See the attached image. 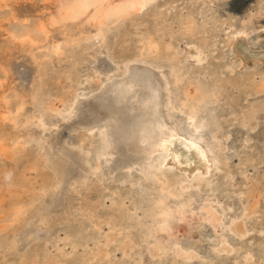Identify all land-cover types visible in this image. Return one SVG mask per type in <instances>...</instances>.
I'll list each match as a JSON object with an SVG mask.
<instances>
[{"label":"rangeland","instance_id":"rangeland-1","mask_svg":"<svg viewBox=\"0 0 264 264\" xmlns=\"http://www.w3.org/2000/svg\"><path fill=\"white\" fill-rule=\"evenodd\" d=\"M55 3L56 0H8V7H0V80L5 79L0 84V97L7 95L9 107L18 101L17 94L25 95L28 101L15 127L0 121V136L8 147L13 138L37 137L40 130L25 124L27 116L39 114L40 106L46 110V103L61 108L75 86H80L75 80L87 71L81 68L88 65L97 46L95 39H85L81 34L94 33L89 25L79 21L61 26L48 23ZM23 19L28 21L24 23ZM38 20L48 26L49 43L32 50L10 39V32L32 27ZM262 22L264 0H154L142 11L109 23L111 52L118 60L145 53L179 67L176 78L171 74L169 79H179L178 96L183 101L216 92V102L205 110V122L220 125L230 135L224 142L223 166L210 178L189 180L180 170H167L171 182L177 177L174 174L179 179L177 194L169 195L167 204H185V221L192 223L190 232L179 236L174 252L166 254L159 249L165 235L159 228L155 202L163 194V177L142 174L140 165L148 162L142 147V151H133L116 143L119 150L109 164L115 172L98 170L92 174L85 172L86 167L74 154L67 165L58 157L47 163L45 149L32 141L20 151L9 148L7 155H0V226L6 225L0 231V264H264V61L254 58L241 62L230 44L235 32L244 28L250 49L264 51V33L256 35L255 31ZM70 39L74 41L67 43ZM54 41L63 44L65 53L41 64ZM150 42H157L152 52L147 51ZM190 54L201 61H195ZM32 55L40 64L33 62ZM134 66L138 67L135 74L139 86L135 87L137 94L131 103L136 109L128 110L123 100L111 109L110 116L130 111L129 124L137 127L143 120L140 113L144 112L151 124H159L161 129L170 127L160 118L164 90L161 88L159 97H154L144 88L158 86L156 74L146 67ZM162 71L169 72L168 68ZM100 78H93L92 86L99 84ZM121 81L126 83V78ZM88 101L93 100L89 97ZM3 103L0 98V110L6 111ZM87 104L77 117L79 122L94 117L90 114L88 118ZM102 106L103 103L94 104L97 110ZM200 106L197 109L202 111ZM113 123L119 132L121 121ZM69 129L70 125L59 124L49 145L44 144V139H49L50 130L44 131L37 142L47 148L59 146ZM111 134L116 139L115 133ZM69 135L77 141L88 133L81 129ZM154 154L157 153H152L151 159L157 157ZM163 170L164 167L160 169ZM16 204L24 214L9 225L4 218ZM209 204L224 218V224L199 227L204 206ZM235 218L244 231L242 235L227 228L226 223ZM220 232L229 251L218 254L215 234Z\"/></svg>","mask_w":264,"mask_h":264},{"label":"bare ground","instance_id":"bare-ground-1","mask_svg":"<svg viewBox=\"0 0 264 264\" xmlns=\"http://www.w3.org/2000/svg\"><path fill=\"white\" fill-rule=\"evenodd\" d=\"M1 1L2 2H0V7H8V0ZM151 1L154 0H56L55 12L50 16L48 23L53 26H61L62 24H65V22L76 23L79 21L86 25H89L90 27L94 28V33L83 32L81 34L85 39H95L97 46H95L93 52L91 53V59L88 65H85V67L82 66L81 68V71H87L79 74L77 80H75L80 86L77 88L75 86V90H73L65 103L62 104L61 108H59L58 106L55 107L53 103H46V110H44L40 106V111L38 112L39 114L29 117L27 116L26 121H24L25 124L30 126H32L33 124L40 130V132L37 134V137H23V140H21L19 137H16L15 139L13 138V140L10 141V147H8L4 144V142L2 141L3 139L0 136V155H7L10 149L13 150V152L20 151L28 143L35 141L36 145L39 146L40 149H45L44 156L47 163L51 161L53 157H58L62 160V163L67 165V161L72 157L73 154H75L77 157H79L83 165L86 167V173L94 174L98 170L102 172L106 170L107 173L113 174L115 170L112 169L109 164L114 162V157L119 147H117V144L113 143V138H111L109 135V128L111 124L104 116L101 115H94V117H92L90 120L86 119L85 121L79 122L77 120V114L79 112L82 113L83 105H86L89 102L88 98L90 96L94 95L95 93H100L103 88L107 87L113 81H121L123 77L128 76L130 68L132 66L139 65L152 70L156 74L157 80L159 81V91H161V88L164 90L162 92V112L165 116L163 119L167 124H169L170 127L163 126L161 133L162 136L157 139L154 145V149L156 150L155 153L159 155L154 154L157 157L154 161V168L152 173H156L155 171H159L160 169L162 170V167H164L165 170L159 171L157 175H152L150 174V172H146L149 170V168H146V170H144V164L141 167V170H143L141 172L143 175L147 176L152 175V177L157 178L163 177V180L161 181V191L163 192V194H161L156 200L155 210L160 218L159 228L165 235V239L159 242V249H161V252L169 254L171 252H174L175 248L179 244V236H182L183 233L190 232V230L192 229V223L191 220L185 221V204H181L176 207H170L167 204L169 195L177 194L175 187L177 185V182L179 181L178 175L174 174L177 177H175V179L171 182L167 170H173V168L180 170L184 174L183 176H185V178L189 180H198L202 177H209L213 172L221 169V167L223 166L222 156L223 150L225 148L224 142L229 138L230 135L228 132H225L224 130L222 131L220 125L216 124H211L209 127V131L202 130L204 121L207 118V113L205 110L214 105L218 96L216 92L211 91L208 93H203L201 96L198 94L197 97L194 96L183 101L181 97L178 96L179 82L177 81H179V79H175V76H177V73L180 70L179 67L166 63L162 58L145 56V53H141L138 57H132L125 60H115L116 62L113 60L114 58L112 56V47L110 43L111 33H109V31L111 30L108 31V28L110 27L109 23H112L114 20L120 18L129 17V15L133 13L142 11ZM23 21L25 23L28 21V19H23ZM46 25L47 24L45 22L38 20L32 27H26L22 29V31H20V28H17L19 32H10V39L21 45H27L29 48H32V50L37 47L41 48L45 44L49 43L47 42L49 29ZM255 31L256 35H260L262 34V32L264 33V22H262L261 25L257 26L255 28ZM40 35L43 36V40L40 39ZM246 35L247 34L244 28L242 30L236 31L233 35L230 44L236 55H238L241 62L244 63L245 61H251V59L254 58L264 61V51L255 52L254 50H251L246 41ZM83 37L80 38L83 39ZM72 41L74 40L70 39V41H68L67 43H71ZM156 43L150 42L147 51L152 52V49L155 48ZM49 48L50 53L45 54L44 59H41V64H43V61L44 63L49 62V60H51L53 56L61 57L65 53L63 44L57 41L51 43ZM190 56L197 62L201 61L200 57L198 56H194L192 54H190ZM32 58L34 60L33 62H38L36 60V57H34L33 55ZM40 63L38 62V64ZM103 63H105V66H103ZM162 68H168L169 72L166 73L167 71H162ZM4 74V76L7 77L6 73ZM171 74L175 77L173 80L169 79ZM98 76H101V78L99 79V84H95L96 86H92L91 81L95 77L98 78ZM2 80H0V84L1 82H3ZM138 81L139 79L136 80V82ZM21 95L22 94L16 95L18 96V101L12 107L8 106L9 101L7 100V95H3L2 97H0L1 101L4 102V105L2 107L6 108V111L0 110V121L10 122L14 127L19 123L18 117L21 115V112L28 102L25 99V95ZM157 96L159 97L158 94ZM32 101H34V98ZM79 101L82 102L79 104ZM199 104H201L203 108H201L202 111H199L197 109ZM185 107H187L188 109L186 110ZM41 109L43 110V112ZM36 111L38 110L36 109ZM49 111L51 113H49ZM90 114L92 113L90 112L87 114L88 118L91 117ZM52 117H54L55 119L49 120ZM108 123L110 125H108ZM59 124H62L63 127L70 125V129L65 131L63 134L62 143H58L59 146L54 144V147L52 146L47 148L45 146V148L42 143L40 144L37 142V139L41 138L40 136L44 131L50 130L49 134L46 133L47 135H49V139H44V144L47 143V145H49L50 142L54 140L51 137L55 135V128H57ZM74 124H77V126H73ZM181 127L189 129V133H182L180 131ZM81 129L87 131V137L81 138L77 140V142H73V140L75 139L70 137L71 135H69V133L73 131L77 132ZM204 132L209 134V138ZM82 133L84 134V132ZM129 148L133 150L134 147L131 148L130 146ZM68 150L73 152L69 153ZM138 151H142L141 147H138ZM125 175L129 176L128 173H125ZM204 210L205 211L199 221V227L202 224H207L213 227L214 225L224 224V218L217 215L214 206L209 204V206H204ZM23 212V208L20 207L19 204H16L11 208L10 213H7L4 221L9 222L10 225L18 220L21 215L24 214ZM190 213V215H192V212ZM226 224L229 225V227H227L228 230L238 232L240 233V235L244 233V231H241L242 229L240 227L238 218L232 219L229 223ZM5 227L6 225L0 226V231L4 230ZM215 236L219 244L215 251L217 253L225 251L228 252L229 247L227 246V240L223 238V234L220 232L216 233ZM249 259L250 257H248V260Z\"/></svg>","mask_w":264,"mask_h":264},{"label":"water","instance_id":"water-1","mask_svg":"<svg viewBox=\"0 0 264 264\" xmlns=\"http://www.w3.org/2000/svg\"><path fill=\"white\" fill-rule=\"evenodd\" d=\"M113 56V60H118L119 58L117 56ZM116 62V61H115ZM138 67L136 66H132L130 68V72L129 75L123 78H126V83L122 82V81H113L112 83H110L107 87L103 88V90L100 91V93H95L94 95L90 96L91 99L93 101H91L87 107V109L90 110V112H92L93 115H101L104 116L109 122H110V128H109V135L111 137V133H115V138L113 139V143H119L121 144V147H127V146H131V148H133V151H138V147H142L145 151H146V155L144 157V160L148 163H145V169L149 168L148 171L146 172H150V174L152 175H157L158 172L160 171H155L156 173H152L153 172V168H154V161L156 158H152L151 159V154L156 152V150L154 149V145H155V141L156 139L161 135L162 133V129L159 124L153 123L151 124L149 122L148 119V113H144L141 112V117H142V122L141 125L139 126H131L129 124V120H131L132 118H129L130 111L125 110L123 112V114H121L120 116H114L111 115L112 110L116 109V107L118 105H121L123 100H126V108H131L132 109H136L133 107L132 99L133 96L135 94H137V90H136V86L138 85V82H136L137 77H136V71H137ZM141 85V84H140ZM157 85H153L151 86H146L144 87L147 91L151 92V95H153L155 97V95L159 92V88H157ZM129 89V90H128ZM82 101H79L78 103L80 104ZM103 103V106L101 107V110H97L96 108H94V104L95 103ZM82 105V104H81ZM158 105V102L156 101V103H154L153 107L154 110L156 108V106ZM110 106V107H109ZM112 109V110H111ZM153 109V108H152ZM130 110V109H128ZM80 113L79 112L77 114V117H80ZM131 117V116H130ZM164 114L163 112L160 115V118H164ZM119 121H121L122 126L118 127L119 132H116L115 129L116 127L114 126L115 121H117V119ZM129 119V120H128ZM209 127L210 125L208 123H206L204 121L203 124V131H209ZM180 131L182 133H189V129L181 127ZM202 131V132H203ZM206 133V132H204ZM210 133V132H209ZM206 135L208 136L209 134L206 133ZM112 138V137H111ZM209 138V136H208ZM79 139H81L79 137ZM78 139V140H79ZM73 142H77L75 140H73ZM72 142V144H73ZM129 146V147H130ZM159 155V154H158ZM73 157H75V154L73 155ZM160 168V167H159ZM141 165H140V171L141 170ZM145 172V171H144ZM151 175V176H152Z\"/></svg>","mask_w":264,"mask_h":264}]
</instances>
